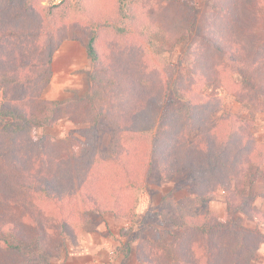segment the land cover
Listing matches in <instances>:
<instances>
[{
	"label": "trees",
	"instance_id": "16d2710c",
	"mask_svg": "<svg viewBox=\"0 0 264 264\" xmlns=\"http://www.w3.org/2000/svg\"><path fill=\"white\" fill-rule=\"evenodd\" d=\"M44 1L0 0V264H51L48 255L68 239L78 244V217L134 218L155 172L170 179L182 171L193 178L196 198L206 201L223 187L225 214L170 219L167 230L141 243L139 260L251 264L264 229L244 225L238 213L264 228V211L253 204L264 192L246 190L264 167V140L254 134V117L222 112L215 120L223 100L204 86L216 81L264 110V0H207L204 21L192 0H88L80 15L71 0ZM77 31L91 59V94L45 98L54 53ZM158 38L165 49L187 42L188 67L176 70L173 92L152 58ZM67 105L72 122L86 126L67 138L40 135ZM104 121L115 130L106 152L98 148ZM131 250L128 243L126 257Z\"/></svg>",
	"mask_w": 264,
	"mask_h": 264
},
{
	"label": "rangeland",
	"instance_id": "374dc122",
	"mask_svg": "<svg viewBox=\"0 0 264 264\" xmlns=\"http://www.w3.org/2000/svg\"><path fill=\"white\" fill-rule=\"evenodd\" d=\"M53 4L52 0H45L46 5ZM88 0H71L74 5V11L77 12L79 6L87 3ZM145 4L156 0H139ZM207 0H192L196 6L197 19L204 21L211 14V6H207ZM100 2V1H99ZM104 2V0H103ZM80 13L79 11L77 12ZM213 13V12H212ZM80 15V14H79ZM78 18L76 15L75 19ZM78 36L69 38L79 41L85 47L83 33L77 31ZM67 40V39H66ZM195 40V39H192ZM158 47L152 50V58L158 69H162L166 76L170 88L174 90V75L178 67L181 69L188 67L186 64L187 42H180L165 49L160 46L164 41L158 38ZM192 42V41H191ZM166 45V44H165ZM205 47L204 45H202ZM209 55H205L204 66L211 67ZM86 66L69 74L71 82L65 87H59L61 90L50 89L49 95H57V100H80L91 94L92 84L89 78L91 71V59L88 58ZM184 76L182 72L179 74ZM65 78H58L54 81L56 84L65 82ZM64 84V83H62ZM206 93H217L222 97V109L214 113L213 118L218 120L222 112H233L242 118L255 119L253 128L254 134L260 140H264V110L255 111L247 103H242L236 96L223 86H218L216 81L205 84ZM2 101V92L0 91V103ZM72 106H66L68 110L63 114L58 124L55 126H42L38 132L40 135L50 133L58 138H67L70 135L77 134L86 124L74 123L70 118L69 110ZM75 117L84 118L85 112L77 111ZM99 137L98 148L103 151H109L113 147L115 130L108 121H104ZM3 120L0 119V125ZM193 178L187 171L180 172L176 177L165 179L159 176L157 172L151 177L148 189L142 191L138 197V204L135 209V217L127 218L116 216L110 212H91L89 215L78 217L75 227L77 230L78 244L68 239L66 244L57 248L48 255L51 264H143L138 258V252L141 250V243L146 239L151 241L159 236L163 229L170 227V219H180L185 216H199L204 210L216 211L221 216L225 214L227 207L226 190L221 187L216 193L212 194L206 201L196 198L193 190ZM247 191L252 190L257 193L264 192V167L260 170L259 177L255 183L248 185ZM241 191V190H240ZM256 209L264 211V197H257L253 202ZM238 219L241 223L250 227L263 228V226L252 216L244 213H238ZM131 244L132 250L129 257H126L127 245ZM251 264H264V245H262L256 256L251 260Z\"/></svg>",
	"mask_w": 264,
	"mask_h": 264
},
{
	"label": "crops",
	"instance_id": "0c3cea01",
	"mask_svg": "<svg viewBox=\"0 0 264 264\" xmlns=\"http://www.w3.org/2000/svg\"><path fill=\"white\" fill-rule=\"evenodd\" d=\"M88 52L83 45L79 43L77 40L67 39L62 42L59 48L55 51L53 57V77L44 92V97L48 99L57 100L59 98L57 95H49L50 89L61 90L59 87H65L66 84L71 82L69 79V74L83 68L86 66L88 60ZM65 78V82H61V84H56L54 81L58 80V78ZM64 83V84H62Z\"/></svg>",
	"mask_w": 264,
	"mask_h": 264
},
{
	"label": "built area",
	"instance_id": "2783aa9c",
	"mask_svg": "<svg viewBox=\"0 0 264 264\" xmlns=\"http://www.w3.org/2000/svg\"><path fill=\"white\" fill-rule=\"evenodd\" d=\"M62 0H52L53 4H58L60 3Z\"/></svg>",
	"mask_w": 264,
	"mask_h": 264
}]
</instances>
